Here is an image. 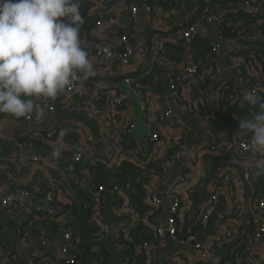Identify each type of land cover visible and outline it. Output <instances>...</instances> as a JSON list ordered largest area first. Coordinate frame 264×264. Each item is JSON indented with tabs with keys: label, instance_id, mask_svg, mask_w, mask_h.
Masks as SVG:
<instances>
[{
	"label": "crops",
	"instance_id": "crops-1",
	"mask_svg": "<svg viewBox=\"0 0 264 264\" xmlns=\"http://www.w3.org/2000/svg\"><path fill=\"white\" fill-rule=\"evenodd\" d=\"M253 3L257 4L259 7V23L258 26L264 23V0H252ZM116 7L120 10V15L124 22L130 25L131 37L136 45V52L131 60V63L125 70L131 72V75H141L144 72H149V74L144 77L143 82L146 86H151L148 88L150 103H148V115L150 118H154L156 112L163 107H170L174 111L175 118L174 123L170 125H165L161 130V139H168L170 144L168 148L175 146H181L182 150H186L189 161L188 166L191 170L202 168L204 172L208 171L213 165L215 159L214 154L208 152L205 146V127L202 124V118L209 115L212 116L213 122L216 125V128L220 134V141L225 146V153L221 156H228L230 164H232V170L228 175L231 176L230 182H228L221 195L218 198L217 205L214 212L210 216L206 226L204 227L200 237H203L202 243H211L213 242L224 225L220 226L219 217L225 212L227 208H230L234 205H237V208H241L242 213L239 215L233 216V226L241 229V231L247 226L244 224H256V220L259 218L257 205L260 199L264 198L263 188L264 185L260 179H253L251 182L246 181L243 177L248 163L242 157L237 144L228 143V133L225 129V126L222 125L221 121L214 116V110H220L222 112H227V105L234 100H238L240 106H243V103L246 102L243 100V93L246 90L245 84L242 82L240 75L237 71L241 67L245 70H248V78L253 81L254 85H264V36H261L260 33L255 31L252 35L248 37L242 36L236 43H226L222 44L218 53L215 54L212 58L205 59V67L201 70V78H206L207 93L203 97H196L198 93L196 90H199L198 87H195L193 90L194 96H191L190 99L191 105L194 107L195 112L193 114H186L181 112L179 104L172 97L167 96L163 97H154L156 90L157 82L160 80L161 86L158 90L161 94L163 91H168V82L177 81L184 87L186 95L192 92L189 84L185 82L184 75V66L180 64V61H177V64L174 67H162L155 65L150 68V53L152 48L157 46H166L165 39L167 35L171 32L178 31L183 27H186L190 24L207 22V17L212 14H219L220 12L226 10H235L239 6H242V3L236 5H217L216 0H175L168 4L163 3L162 0H135L134 3L138 6V16L135 21H130L128 18V13L123 9L125 5L124 0H116ZM179 4V5H178ZM152 6L153 11H147L146 6ZM182 5V9L178 10L179 6ZM85 7L86 16L85 21L88 27L81 28L80 38L82 47L87 51L88 58L91 63L92 53L90 51V43L100 37L103 39L105 37V27L100 24L97 25V21L100 20V12L97 8L96 3L93 0H85L82 3V9ZM246 11V9H245ZM217 25H210L209 30L212 35H215V29ZM251 50H256L261 53L260 58H256L255 55L250 57L249 52ZM229 59L230 62H226ZM220 64L221 68L217 71L216 64ZM228 63L232 69L228 70L225 68V64ZM94 71V70H93ZM108 82L98 79L96 75L84 80L82 83L81 89L77 92L78 94L87 95L88 98H93L90 94L97 95L98 90H101V94L97 95V99L100 100L101 96L104 94V99L100 100L99 104H103L119 90L129 92V88L125 86L121 87L120 82L117 84L116 75H109ZM183 82V83H181ZM143 83V84H144ZM203 83V82H202ZM155 84V85H154ZM96 86V88H95ZM98 88V89H97ZM104 89V90H103ZM154 91V92H153ZM94 92V93H93ZM241 96L239 97V95ZM75 95V94H74ZM132 95V94H130ZM235 96V97H234ZM61 97V98H60ZM58 99H67L68 96L65 92H62L57 97ZM56 98V99H57ZM132 112H135L137 118L139 119L144 112L138 113L140 107L139 101L133 99ZM94 102V99L92 100ZM39 103L45 110L44 116L37 121L35 119V113H31L23 118H16L15 116L4 113L0 114V194L2 189H12L17 191L18 188L15 187L21 186L25 183H34L37 187L38 183L41 181H46L47 185L50 188H54L57 192V201L61 198L71 197L73 198L74 190L66 187L62 176H58L56 173L49 170L46 163L36 164L24 174L17 175L15 177L12 173L7 175L5 168V158L7 155L12 154H32L33 152L40 153L49 162L55 163H65L73 158V155L80 151L84 153L90 152V146L96 142L100 151L104 150L105 141L110 140L116 143L118 154L125 156V153H122L127 149L128 145L122 137V123L120 122V117L109 116L108 119H98L92 117L90 114L84 113L82 110H66L61 111L57 110L55 112H50L48 110V102ZM2 116V118H1ZM246 119H249L248 116H245ZM54 127H59V133L51 140H39L40 144L46 145L47 149L43 151L42 149H22L18 146V140L25 135L35 134L41 136L43 130H49ZM189 129V130H188ZM188 131V132H187ZM148 133V129L139 124L132 133V141H139L143 138L144 134ZM195 134L194 138L193 135ZM40 139V138H39ZM162 145V141L160 142ZM57 147L61 148V153L57 157L54 155L55 149ZM166 147L167 153L169 151ZM72 151V157L69 159L63 155L64 151ZM166 154V153H165ZM164 154V155H165ZM264 159V157H263ZM94 163L87 156L79 164V169H81L82 174V183L81 186L85 187L84 179L87 180L90 175L89 166ZM167 171L169 172L168 179L163 178H152L145 182L147 183L146 187L148 191L151 190L152 185L157 186L158 193H161L162 204L161 205H152L153 208L161 207L162 213L160 217L156 215L154 218L160 219L161 223H164L165 217L169 214V200L167 198V191L171 189L172 182L176 179L180 172L181 162L179 160L173 161L171 164H167ZM238 171V173H236ZM243 172V173H242ZM190 174V172H189ZM13 175V176H12ZM219 175V174H218ZM217 175V176H218ZM191 181L183 183L180 185L179 190L185 192L188 188L189 183H192L191 186L196 187L203 179L197 180L195 175L191 174ZM151 180V181H150ZM199 182V183H198ZM196 183V184H193ZM123 187V186H122ZM41 188V187H39ZM213 186L210 187V192L213 190ZM121 195V204L129 203V198L127 195V190L123 187V190L120 192ZM184 196L187 197V194ZM184 197V206L183 210L180 211L179 221L181 225L184 223V218L187 215V212L190 208V203L188 198ZM114 199L110 198L108 195L104 198L103 203L101 204V215L105 220L104 224H109V233L107 235L108 251L111 253V258L109 259V264H125L122 254V249L116 243L117 237L120 234V231L123 228H126L127 225H123V221H132L137 218V213L132 208L123 207L122 215L119 211L114 209ZM59 214L62 213L63 206L60 202L56 204ZM30 206L25 208L21 212V216L18 219H14L20 226V220L23 218L29 219L28 227L32 224H36L38 229H43L41 217L39 213L33 210ZM243 208V209H242ZM64 212V211H63ZM102 219V222H103ZM107 220V222H106ZM114 224L117 230V236H112L110 234L111 225ZM6 226V225H5ZM8 228L10 232H8ZM5 237H7L6 243L11 244V236L13 237L14 231L10 227L4 228ZM248 238V237H247ZM251 248L255 247L257 254L260 256L261 260L264 262V236L259 244H254V239H252V234L250 235ZM244 236H242V241ZM163 241H166L161 247L153 251V254H149V262L147 264H160L170 255V252H161L162 249L166 246L174 248L175 245L171 238L167 236L163 238ZM197 244V243H196ZM195 244L189 242L188 247H179L171 250L172 257L177 259L178 264H188L186 260L181 259L178 255V252L183 251L189 254L193 249ZM7 247V246H6ZM57 243H48L46 245L39 246L33 250V248L26 249L22 248L25 256H29L32 252L35 256L41 258L42 264H62V261H57L53 258V254L57 252ZM174 250L176 252H174ZM243 250V249H242ZM59 255H62L61 253ZM0 264H7L3 258H0ZM99 264V263H95ZM226 264H232V261H228ZM234 264H250L247 257L246 251L236 252Z\"/></svg>",
	"mask_w": 264,
	"mask_h": 264
},
{
	"label": "built area",
	"instance_id": "built-area-1",
	"mask_svg": "<svg viewBox=\"0 0 264 264\" xmlns=\"http://www.w3.org/2000/svg\"><path fill=\"white\" fill-rule=\"evenodd\" d=\"M85 0H77L80 12L82 9V3ZM97 8L101 14L100 20L97 21V25L102 24L106 31L105 37L98 40H93L90 45V51L92 53V66L94 73L98 79L104 80L108 82L109 75H113L109 73L113 71L115 75L118 77L115 81L118 84L119 81L123 82L129 89V93L119 90L116 94L112 95L105 104L103 105H96L90 103H77L74 101L72 96L76 94L82 86V83L85 79L82 76L74 79L73 83L70 84L66 89L65 93L68 96L67 99H62L59 101V106L48 105V110L50 112H55L57 110L66 111V110H82L84 113L90 114L94 118L98 119H108L109 116L112 117H120V122L122 123V135L125 136L124 141L126 144H132L129 148L125 149L122 153H125L123 157L122 154H118V150L116 147V143L110 140H104L105 146L104 150L100 151L97 143L94 142L90 146V152H76L69 161L65 163H55L49 162L44 157V155L33 152L32 154H13L9 157L5 158V162L12 166L13 170L16 172H20L21 174L25 173L27 170L32 168L36 164L46 163L50 171L56 173L58 176H62L63 180L70 179L71 177L77 178V169L79 168V164L85 159L87 156L91 159L94 163H106L109 166H117L120 164L122 160H132L134 159L135 155H143V156H152L153 158L156 157L157 159L165 156L169 161L167 164H171L173 161L179 160L181 162L180 172L176 179L172 182L171 189L167 191V198L169 200V214L166 217V222L168 227L165 228L161 223L160 219H145L144 221H149V224L152 225L155 229L156 234L161 238L162 243H166L163 241V238L166 236L171 238L173 243H184L188 244L189 242L195 244L193 249L187 254L186 252L180 251L178 255L181 259L186 260L188 264H196L198 262H206L207 264H220V258L217 256L216 251L214 249L215 244L230 242L238 240L239 235L241 234V229L237 228L236 225L233 226V216L239 215L242 213L241 208H237V205H234L230 208H227L223 214L219 217L220 226L221 227L217 238L211 243H202L203 237L198 235H192L188 237L186 240L178 239V234L180 231V227L182 226L179 218H180V211L183 210L184 206V198L182 197V192L179 190L181 184L191 181L192 178L191 174L197 177V180L203 179L207 173L203 171L202 168H197L191 170L188 166L189 156L186 150H175L172 154L167 156L168 145L170 144L169 140L161 139V130L165 125H170L174 123L175 115L174 111L170 107H163L160 108L154 118H150L148 115V103H150L148 88L151 86L143 85L141 80L146 77L149 72H144L141 75H130L129 71L125 70L127 66L131 63V60L136 52V45L132 40L131 33H129L128 29L130 30V25L122 19L120 15L119 8L116 7V0H93ZM135 0H124L125 5H123V9L128 13V18L130 21H135L138 16V6L134 3ZM163 3L168 4L175 0H162ZM179 5V4H178ZM242 7L246 9V11L256 12L259 11V6L252 2V0H243ZM147 11H153V7L147 5ZM182 9V5L179 6L178 10ZM234 10H226L220 12L219 14H212L211 16L207 17V22L204 23L200 22L190 24L182 29L171 32L167 35L165 39L166 43H181L184 42L188 44L192 38L196 35L202 37H209L211 38V44L214 49L213 56L218 53L219 49L221 48L222 44L226 43H236L240 37L244 36L240 32L236 37L224 38L220 32L216 31L215 35L210 33L209 27L210 25L219 24L223 20L229 17V13ZM109 30L114 32L113 40H108V32ZM249 36V35H248ZM246 35V37H248ZM250 57L253 55L256 58H260L261 53L253 50L249 52ZM150 64L152 65L150 68L154 67L155 65H159L162 67H174L177 64V61L168 59L163 54L162 46H157L152 48L150 53ZM226 62H230L229 59ZM181 65L184 67V74H185V82L190 84V82L195 81L201 75L200 70V63L197 62L194 57L189 54L186 58L180 62ZM225 68L230 70L232 69L231 66L226 63ZM221 68L220 64H216V70L218 71ZM124 70V71H123ZM238 75H240L242 82L246 86V90L255 92L259 95V88L254 86L253 81L250 78H244L239 69L236 70ZM183 83V82H181ZM155 85V84H154ZM181 84L177 81H169L168 82V91L159 93V87L161 86L160 80L157 82L155 96L154 97H167L170 96L174 100H176L179 104L180 110L186 114H193L194 110H192L189 103L184 101V98L187 97L186 91L183 89L184 87L180 86ZM96 88V86H95ZM98 89V88H97ZM104 90V89H103ZM153 91V92H154ZM130 94L134 95L137 100L139 101L140 107L144 114L138 119L135 112H132V105L133 100ZM241 94L239 95V97ZM40 102H47V99L41 98L39 99ZM236 116V114H233ZM29 118V116H27ZM142 124L148 129V133L143 135V138L139 141H132V133L135 128ZM202 124L205 127V146L209 153L214 154L215 156H221L225 153V144H222L220 141V134L216 125L213 122L212 116H205L202 118ZM189 130V129H188ZM43 134L41 136L32 134V135H25L22 136L18 140V146L22 149H38L39 140H51L59 133V127H54L49 130H43ZM188 132V131H187ZM195 134L193 135L194 138ZM40 138V139H39ZM162 141V145H160ZM237 147L239 148L240 152L242 153V157L244 160L248 162V166L244 172V179L246 181H250V175L252 172L251 164L257 160L263 159L264 156L261 154L254 152L251 150L250 146V138L249 137H242L241 140L237 143ZM169 149V148H168ZM166 153V154H165ZM165 154V155H164ZM164 175L163 178L168 179L169 172L167 171L168 165H163ZM190 172V174H189ZM231 176L220 174L217 177V183L214 185L213 190L211 191V198L210 201L205 205L204 214L201 217V224L203 227L206 226L210 216L215 210V207L218 202V198L221 195L222 191L224 190L225 185L230 182ZM199 183V182H198ZM32 183H25L24 187L19 191L15 192L11 189H6L0 196V213L9 216L12 219H16L13 216H10L6 212L8 211V206L10 204H14V207L18 209V211H23L25 208L30 206L33 210L39 213H44L48 216H53L59 214L57 210V206L55 202L57 201V192L54 188H50L48 191H43L42 188L36 186L34 187H27L31 186ZM196 184V183H195ZM158 187L152 185L150 191H148L149 202L152 205H161L162 204V197L161 193H158ZM123 190L122 182L115 181L110 185V188L107 189V184L101 187L100 191L96 193L100 195V193H107L110 198L114 199V209L115 211H119L122 215V208L125 206L127 208H131L129 203L121 204V199L119 196L121 195V191ZM120 200V203L115 202L116 200ZM129 200V199H128ZM258 209V216L259 218L256 220V228L253 229V239L254 244H259L264 236V199L258 202L257 205ZM97 217L102 220L103 217L101 215L100 209L96 212ZM56 218V217H55ZM66 219V213L62 212V220ZM129 224V221H123V225H132ZM109 224L103 225V233L99 235V239L107 238L109 233ZM6 233V231H3ZM8 232H10L8 228ZM116 234L115 236H117ZM62 236V245L57 243V252L53 254L56 258L60 253L64 254V256L59 257L56 259L57 261H62V264H80V258L74 249L76 245L74 244V238L72 235V227L68 226L67 228L63 229L61 232ZM34 238V237H33ZM30 241H24L21 244V249L26 248L33 250L39 246L46 245L48 243L43 242V244H38V239H27ZM197 243V244H196ZM7 246L10 248V245L6 243ZM168 253L170 255L168 257L169 261L167 262H160V264H178L177 257L173 258L171 254V250L174 248L170 246ZM122 250H125L123 245H120ZM157 248H162L160 246H148V244L143 245L142 249L149 254H153ZM11 250V249H10ZM23 251V250H22ZM174 252H176L174 250ZM24 253V252H23ZM247 257L249 259L250 264H264L261 260L260 256L257 254L255 247L251 248L248 252H246ZM25 255V254H24ZM33 253L31 252L29 256H25L28 264H37L33 259ZM35 256V255H34ZM124 258V263L127 264V257ZM16 264H20L18 261Z\"/></svg>",
	"mask_w": 264,
	"mask_h": 264
},
{
	"label": "trees",
	"instance_id": "trees-1",
	"mask_svg": "<svg viewBox=\"0 0 264 264\" xmlns=\"http://www.w3.org/2000/svg\"><path fill=\"white\" fill-rule=\"evenodd\" d=\"M242 2L243 0H216L217 5H236ZM258 14V10L256 12L245 11L242 6H239L237 9L229 13L228 18L217 24L216 31L220 32L224 38L236 37L239 32L244 36L251 34L253 35L256 30L258 33L261 32V36H264V23L259 26L257 25L259 23ZM81 15L84 21L81 28L88 27L86 25L87 22L85 21V16L87 15L85 7L83 8ZM128 31L131 33L129 29ZM114 35V32L109 30L107 35L108 40H113ZM211 38V35L209 37L196 35L188 44H185L184 42H167L166 46L163 48V54L168 59L180 62H182L187 55L191 54L194 59L200 63V70H202V68L205 67V59L209 60L213 57L214 49L211 44ZM238 68L241 75L244 78H248V74H250L248 70H245L241 67ZM109 73L115 75L113 71L109 70ZM183 77H185V74ZM141 82L144 83L143 80H141ZM206 83V78L198 77L195 81H192L189 84L192 92L190 91L189 95L187 94L188 96L184 98V101L189 103L194 112L195 109L190 103V99H192L191 96H194L193 90L195 87H198L199 90L195 91L198 93L196 97L202 98L203 95L207 93L208 85ZM143 85L146 84L144 83ZM254 86L259 88V96L262 100H264V85L262 86L257 84ZM98 94H101L100 89L97 92V95ZM97 95L90 94V96L93 98H88L86 97L87 95L76 93L74 96H72V98L77 103L87 102L96 105H103L109 101L108 98H106L105 103L99 104L100 100L104 99V94L101 96L100 100L97 99ZM62 99L57 98L54 101L47 100V102L51 105L59 106V101ZM93 99L94 102L92 101ZM226 107L227 112H222L215 109L214 116L217 117L218 120L221 121L222 125L225 126L229 137L227 142L231 144H237L242 137L250 138V133H246L243 130H238V122L246 119L245 116H248L250 119L253 114L258 111V107L248 105L247 103H243V106H240L238 100L230 102ZM233 114H236V116ZM122 137L125 138L123 135ZM37 145L43 151L47 149L46 145L40 143ZM126 145H128L127 148L132 146V144ZM180 147V145L171 147L167 156L172 154L173 151L181 149ZM72 151L73 149H70L67 152L64 151L63 155H66L65 157L70 159L72 157ZM9 156L10 155H7L6 158ZM212 158L215 159L214 165L207 171L203 178V180H205L201 181L196 187L191 186L192 183H189L191 184L188 186L189 189H187L182 194L183 198L186 197L184 195L187 194L186 198L189 200L190 208L186 217L184 218L183 225L180 227L178 234V239L180 240H186L192 235H198L202 233L204 227L201 224V217L204 214L205 205L210 201L211 198L210 187H214V185L217 183L216 179L218 174H224L226 176L232 170L233 165L230 164L228 156H215ZM168 161L169 159H167L165 156L157 159L156 157L153 158L152 156L148 157L143 155H135L134 159L122 160L117 166H109L106 163H92L89 166V178H87V180L84 179V183H86L85 187L81 186L82 174L81 169L78 168L77 178L71 177L70 179L64 180L67 189H75L73 198H61V200L58 199V201L55 202V204L58 202L62 204L64 209L63 211L66 213V219L62 220V213L57 214L56 216L53 215L52 217H46L43 214H39L41 217L40 221H42V225L40 226L43 227V229H38L36 224H32L28 227L29 219H21L19 221L20 246L24 243V241H30L27 240L28 238L34 240L38 239L39 245L43 244L45 241L46 243H60L62 245L61 232L63 229L71 226L72 235L75 242L74 244L76 245L74 252H76L79 256L80 264H109L111 253L108 251L109 247L107 239L104 238L100 240L98 238L100 233H103L102 229L105 220L103 219L102 222V220H100L96 215L97 210L99 208L101 209V204L103 203L107 193L103 192L97 196L96 193L100 191L104 184L111 185L113 182L118 181L122 182V186L125 188V190H127L129 205L138 216L136 219L129 221V224L133 222L132 225H128L126 228H123L120 231L116 243L119 246H124L125 250H122V254L123 257H127V264H147L150 258L148 253L142 249L143 245L148 244V246L155 245L161 247L163 243L161 238L156 234L154 227L149 224V221H144V218L152 220L156 215L160 217L162 213L161 207L153 208L152 204H150L148 189L146 187L147 183L145 184V182H147L150 177L162 178L165 169L163 165H167ZM4 164L7 175H10L11 173L15 177H17V175H21L20 172L14 171L12 166L5 161ZM236 173H238V171H236ZM255 178L260 179L264 185V176L253 177L251 172L250 182ZM34 186L35 184H31V186L27 187ZM38 186L41 187L43 191L50 190V186L47 185L46 181L39 182ZM23 187L24 185L21 184V186L15 187V189H18L17 191H14L19 192ZM3 192L4 189H2V193ZM261 200L262 199L259 201ZM115 202L120 203V200L118 199ZM6 213L16 219L21 216V211H18V209L14 207L13 203L8 206V211ZM244 225L247 226L242 230L238 240L214 245L216 254L220 258V264H226L228 261H232V264H234L236 252L243 250L248 252L251 250V247H249L251 242L250 235L253 234L252 232L253 229L256 228V224ZM5 227H10V229L13 230V228L7 222L0 219V258H3L7 264H16L17 259L6 244L8 238L5 237L6 235H4L3 232L5 231ZM242 236H244L243 241ZM12 239L13 237L11 236V240ZM61 256L63 257L64 254L58 255L56 258L53 256V258L56 260ZM33 259L37 264H42L40 257L33 255ZM167 261H169L168 258L164 260V262ZM196 264L207 263L200 261Z\"/></svg>",
	"mask_w": 264,
	"mask_h": 264
},
{
	"label": "clouds",
	"instance_id": "clouds-1",
	"mask_svg": "<svg viewBox=\"0 0 264 264\" xmlns=\"http://www.w3.org/2000/svg\"><path fill=\"white\" fill-rule=\"evenodd\" d=\"M83 23L77 0H0V114L35 113L39 121L45 110L37 100L54 101L74 79L95 75L81 43ZM243 100L258 111L238 130L250 133L251 150L264 156V100L252 91ZM251 167L253 177L264 176V159Z\"/></svg>",
	"mask_w": 264,
	"mask_h": 264
},
{
	"label": "water",
	"instance_id": "water-1",
	"mask_svg": "<svg viewBox=\"0 0 264 264\" xmlns=\"http://www.w3.org/2000/svg\"><path fill=\"white\" fill-rule=\"evenodd\" d=\"M247 92H248V91H245V92L243 93V96H244ZM130 96H131V98L136 99V97H135L134 95H130ZM2 115H3V114H2ZM1 118H2V116H1ZM109 188H110V184L107 185V189H109ZM0 219H1V220H4L5 222H7V223L13 228L14 235H13V239H12L11 244H10L11 252L13 253V255L15 256V258L17 259V261H18L20 264H28V263H27V260H26V257H25V255H24V253H23V251H22V249H21V247H20V241H19L20 230H19V225H18V223H17L14 219H12V218H10L9 216L4 215V214H2V213H0ZM163 226H164L165 228L168 227V224H167V222H166V217H165V219H164ZM110 234H111L112 236H115V235L117 234L116 226H115L114 224L111 225ZM174 247H175V248H179V247H184V248H186V247H188V244H187V243L184 244V243H179V242H178V243H176V244L174 245ZM168 250H169V247H166V248L162 249L161 252H166V251H168Z\"/></svg>",
	"mask_w": 264,
	"mask_h": 264
},
{
	"label": "rangeland",
	"instance_id": "rangeland-1",
	"mask_svg": "<svg viewBox=\"0 0 264 264\" xmlns=\"http://www.w3.org/2000/svg\"><path fill=\"white\" fill-rule=\"evenodd\" d=\"M120 85H121V87H123V88L126 86L123 82H120ZM138 110H139V111H138L139 114H137V115H140L141 109L139 108ZM253 115H254V114H253Z\"/></svg>",
	"mask_w": 264,
	"mask_h": 264
}]
</instances>
